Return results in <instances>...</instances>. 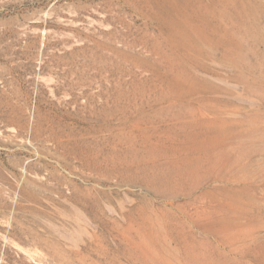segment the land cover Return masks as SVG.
<instances>
[{"label": "rangeland", "instance_id": "rangeland-1", "mask_svg": "<svg viewBox=\"0 0 264 264\" xmlns=\"http://www.w3.org/2000/svg\"><path fill=\"white\" fill-rule=\"evenodd\" d=\"M0 264H264V0H0Z\"/></svg>", "mask_w": 264, "mask_h": 264}]
</instances>
